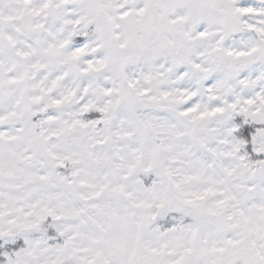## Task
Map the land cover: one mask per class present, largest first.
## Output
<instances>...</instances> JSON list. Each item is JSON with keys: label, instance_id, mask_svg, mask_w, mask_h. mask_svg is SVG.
Here are the masks:
<instances>
[{"label": "snow or ice", "instance_id": "1", "mask_svg": "<svg viewBox=\"0 0 264 264\" xmlns=\"http://www.w3.org/2000/svg\"><path fill=\"white\" fill-rule=\"evenodd\" d=\"M0 264H264V0H0Z\"/></svg>", "mask_w": 264, "mask_h": 264}]
</instances>
